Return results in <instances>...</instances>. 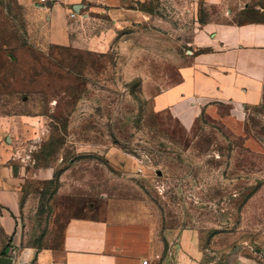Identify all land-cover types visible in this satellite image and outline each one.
<instances>
[{
    "label": "rangeland",
    "instance_id": "rangeland-1",
    "mask_svg": "<svg viewBox=\"0 0 264 264\" xmlns=\"http://www.w3.org/2000/svg\"><path fill=\"white\" fill-rule=\"evenodd\" d=\"M235 1L232 16L204 0H124L115 17L94 4L62 47L36 8L0 0V161L22 193L16 217L0 206V261L38 264L71 219L136 216L198 264H264V104L240 123L228 106L154 105L203 25L264 21V0Z\"/></svg>",
    "mask_w": 264,
    "mask_h": 264
},
{
    "label": "crops",
    "instance_id": "crops-1",
    "mask_svg": "<svg viewBox=\"0 0 264 264\" xmlns=\"http://www.w3.org/2000/svg\"><path fill=\"white\" fill-rule=\"evenodd\" d=\"M210 6L230 10L235 0H204ZM37 10L36 21L47 43L69 47L74 27L85 9L94 4L110 10L113 17L129 15L124 0H17ZM112 31L105 34L107 41ZM103 38L90 39L88 47L103 51ZM190 63L179 70L180 81L155 97V108L164 111L182 103L231 107L237 123L246 118L245 108L264 104V21L209 22L195 34ZM21 179L17 169L0 161L2 218L16 217L21 207ZM174 232L159 235L153 224L133 216L104 219L76 218L65 225L60 250L41 253L38 264H198L190 244H182ZM21 264L28 260L19 256Z\"/></svg>",
    "mask_w": 264,
    "mask_h": 264
},
{
    "label": "water",
    "instance_id": "water-1",
    "mask_svg": "<svg viewBox=\"0 0 264 264\" xmlns=\"http://www.w3.org/2000/svg\"><path fill=\"white\" fill-rule=\"evenodd\" d=\"M0 264H13V260L12 259H2L0 261Z\"/></svg>",
    "mask_w": 264,
    "mask_h": 264
},
{
    "label": "built area",
    "instance_id": "built-area-1",
    "mask_svg": "<svg viewBox=\"0 0 264 264\" xmlns=\"http://www.w3.org/2000/svg\"><path fill=\"white\" fill-rule=\"evenodd\" d=\"M46 0H41L42 3H45ZM13 264H21L17 259L13 260ZM142 264H149L148 261H143Z\"/></svg>",
    "mask_w": 264,
    "mask_h": 264
}]
</instances>
